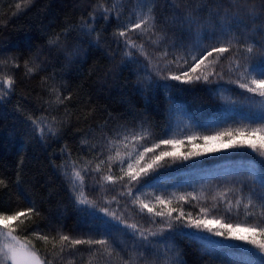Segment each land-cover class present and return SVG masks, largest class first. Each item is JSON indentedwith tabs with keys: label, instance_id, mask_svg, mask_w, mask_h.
<instances>
[{
	"label": "trees",
	"instance_id": "trees-1",
	"mask_svg": "<svg viewBox=\"0 0 264 264\" xmlns=\"http://www.w3.org/2000/svg\"><path fill=\"white\" fill-rule=\"evenodd\" d=\"M151 6L156 27L140 38L139 30L129 31L138 46L144 45V54L131 49L133 59H129L124 55V38L114 33L138 20L139 0H0V83L9 77L14 80L11 90L0 88V179L4 181L0 212L11 214L29 206L39 211L38 217L24 224L11 221L9 225L48 264H264V252L254 245L186 226L189 218L264 226V156L259 152L225 148L227 136H221L216 147L184 142L179 154H199L186 160L165 157L162 166L139 183H129L120 163L128 160L137 143L132 140L135 133L146 137L138 146L149 147L169 138V132L182 137L179 127L174 128L177 112L184 113V133L217 135L260 126L264 97L233 83L238 73L229 68L264 49V0H154ZM89 28L95 31L88 34ZM222 33L240 37L245 46L253 43L254 52L237 51L234 46L217 64L190 73L212 72L207 82L164 78L190 67L179 68L177 57L190 60L188 53L198 42L208 45L224 38ZM161 36L163 41L152 43ZM26 64L34 71L28 73ZM40 118L42 125L55 129V135L45 128L41 138L32 124V119ZM162 150L172 148L162 145L156 154ZM246 163L257 166L254 174L238 169L213 174L192 189L181 187L186 200L175 198L167 207L154 208L163 211V217L141 209L144 191L167 195L158 186L178 180L183 172ZM123 167L127 170V163ZM74 171L81 172L83 185L79 180L73 185ZM109 175L115 182L106 179ZM81 188L96 208L77 203ZM173 208L170 218L168 211ZM181 209L184 216L176 220ZM128 224H136L138 230L134 233ZM34 232L54 237L55 249L51 240H38ZM61 233L73 239H107L110 252L87 244H67L61 252Z\"/></svg>",
	"mask_w": 264,
	"mask_h": 264
},
{
	"label": "snow or ice",
	"instance_id": "snow-or-ice-1",
	"mask_svg": "<svg viewBox=\"0 0 264 264\" xmlns=\"http://www.w3.org/2000/svg\"><path fill=\"white\" fill-rule=\"evenodd\" d=\"M142 10L137 13L138 20L135 23H131L128 26H124L118 33H114V36L117 38H124L125 43V52L124 55L129 59H133V52L131 49H137L141 54H144V45H137L131 37L128 36L129 31H137L139 30L138 37L146 36L149 33H152L156 27V21L153 16L154 9L151 6L154 3V0H139ZM147 5V11H143V6ZM105 11H108L107 9ZM251 11V10H250ZM255 15V12H252ZM87 27V25H84ZM92 31H95L94 28L88 29V34H91ZM221 37H217L213 43L208 45H202L199 42L194 46V51H189L188 56L190 60L186 57H177L176 63L179 68H184L186 65H190L188 70L182 71L179 75L171 74L165 79H171L176 81H181L183 83H191L193 80H201L203 79L205 82L209 80V76L213 75L212 72L201 73L199 75H190V73L195 74L197 70L202 66L207 65H215L217 64L224 56L225 53H228L234 46L237 47V51L239 48H245L246 52L252 54L254 52V44L241 43V38L235 35H228L227 33H222ZM164 37L161 36L157 40L152 41V43H160L163 41ZM52 43H58L57 41H52ZM219 45V46H217ZM215 54V55H214ZM168 55L167 52L162 54V58H166ZM211 58V59H210ZM180 60H183V63H179ZM139 62V61H135ZM172 61H167V64L170 65ZM256 65H260V67H256ZM28 73L34 71L33 67H28L26 64ZM157 72L159 73L161 69L157 68ZM165 70H167V65ZM236 71L238 73V79L232 81L239 85L241 89H245L249 93H253L260 97H264V49H259L256 56H246L244 61L241 63L239 60L235 63L234 67H230L229 71ZM219 75V73H217ZM222 78V77H221ZM14 85V80L12 78H5L2 83H0V88L7 87L11 90ZM2 99V96H0ZM59 99V97H57ZM67 99V97L65 98ZM61 103L63 101H60ZM31 119V117L29 118ZM40 119H32V124L35 125L39 131L41 138L45 136V128L47 129V133L55 135V129L49 125H42ZM259 119L261 121L260 126L256 128H245L238 129L235 131V134L232 132L227 133H218L215 136H204L203 139L207 143L210 140H218L221 136L229 137L228 143L223 144V147H248L251 148L254 152H259L261 156H264V101L260 102V116ZM239 137V139L233 138ZM195 137L189 136L187 139L191 142ZM146 137L135 133L132 135V140L137 142L133 144V150L129 152L128 160L125 161L123 159L120 160L121 163V171L128 177L129 183L135 181L139 183L143 177L148 176L151 172H154L157 168L161 167V162L165 159V157H172L174 159L178 157H182L183 159H188L192 155H198L199 153H188L187 155L179 154L177 149L179 145L183 143V141L171 139V138H160L158 141L153 142L151 147L146 144H139L138 142L141 140H145ZM128 137H124V147H128ZM119 141H117V151L116 156L120 157ZM171 146V151L162 150L159 151V154H156V150L160 149L161 146ZM139 147H143V151H139ZM208 151H215L214 148L207 149ZM151 153V158L147 163H144L142 166L141 161L145 160L147 154ZM135 155V163H132V157ZM112 157H109L111 160ZM103 163V161H101ZM127 163V170L124 169L123 165ZM138 166V167H137ZM97 171H99V165H97ZM108 181L115 182L114 178L109 175L106 177ZM124 176L119 177V180H123ZM79 180L81 185H83L84 177L81 175L80 171H74L72 176V183L75 185L76 181ZM4 181L0 179V185H3ZM127 187V185H126ZM129 195H132L131 189H129ZM191 195V194H188ZM156 201L159 205H163L167 207L171 201L165 200L164 198L157 196ZM179 200H186L185 196H180ZM195 199V197H193ZM77 203L81 205H88L89 208H96L97 205L94 201H90L87 199V196L81 188L79 195L76 197ZM237 206L241 204V200H236ZM251 201L244 204V208L248 209ZM229 210H231V201H228ZM264 207V205H262ZM141 209H147L148 213H154L156 216H164L163 211H154V206H150L147 203H141ZM100 211L104 212L105 215H111L113 219H119L116 217L114 213H110L107 208H100ZM176 211V209H169L168 216L172 217V212ZM40 215L39 211L34 206H29L24 210L15 211L11 214H5L0 212V226H2L3 230H0V264H48L45 260L41 259L37 251L33 246L30 245V242H21L18 237L14 234L15 228L9 225V221H17L20 224H24L25 220H31L33 217H38ZM184 216L182 209L180 210V215L175 217L176 220H181ZM190 216V214H189ZM220 224L218 220H208V219H199V220H191L189 218L188 225L193 228L212 232L215 236L225 237L226 239H234L245 241L248 244L254 245L260 249L261 252H264V240H258L257 237H264V226L259 224L253 226H244L237 224L233 226L232 224H222L220 228L222 230L213 231L212 225ZM126 227L133 230L135 233L138 230V226L136 224H128ZM168 227L171 228L172 224L168 223ZM227 233V235H226ZM241 233H246L242 235ZM156 233H149V235H155ZM33 235L36 236L38 240L49 242L51 240L53 244V248L56 247V240L54 237H50L49 235H45L41 232H34ZM140 235L146 240L147 237L144 236V233L141 231ZM59 244L61 245L60 251L63 252L64 247L67 244L72 245L73 247L77 245L87 244L89 246L92 245H100L104 246L106 250L110 252V249L107 248L109 245V241L107 239H73L68 235L60 234L59 235ZM134 264V262H133ZM165 264H168L166 261Z\"/></svg>",
	"mask_w": 264,
	"mask_h": 264
},
{
	"label": "rangeland",
	"instance_id": "rangeland-1",
	"mask_svg": "<svg viewBox=\"0 0 264 264\" xmlns=\"http://www.w3.org/2000/svg\"><path fill=\"white\" fill-rule=\"evenodd\" d=\"M177 113H179V115H177L174 118L175 119L174 128H176L178 126L179 131L181 133H183V135H182V137H178L179 133H177V135H174L173 132H169V134H170L169 138L183 141V143L181 145H179L177 150H179L184 145V142H187L188 144H192V145H198V146H204V145L207 147L220 146V144H221L220 139L210 140L207 143L203 139L204 136H215L216 134L207 135L205 133L201 134V133H198L196 131H188V133H184L183 126H181L182 122L185 121V119H183L184 113H182V112H177ZM256 127H258V126H255L253 128H256ZM245 128H247V127H243V129H245ZM235 131L236 130L229 131V132H232L233 134H235ZM189 136H192L195 138L190 142L187 139V137H189ZM131 162L132 163L135 162V155H133ZM238 169H243V170L247 171L248 173L254 174L256 172V169H258V168L253 163H246V165H243V164H238V165L219 164V165H214L212 167H209L206 170L203 169V170H197V171L193 170V171L183 172L178 177V180H176V181L171 180L170 183H162V185L158 186V189H161L163 187L162 189L167 190L169 192L167 195H164L162 193H153L151 191L146 190L143 192V196L141 197V201L143 203L149 204L150 206H154V208L155 207L159 208V207H161V205H159L155 199L157 196H160V197L164 198L165 200H170L171 202H173V200L175 198H179L180 196H182V194L180 193L182 190L181 187H185L186 189H192L196 184L203 182L205 179H207L209 176H211L213 174H222V173L227 172V171H235ZM208 220H211V219H208ZM10 222L11 221H9L8 223H10ZM220 225H222V223L213 224L212 227H215V230H218V229L223 230L220 228ZM241 227H244V226H241ZM0 230H3L2 226H0ZM241 234L245 235L246 233H241Z\"/></svg>",
	"mask_w": 264,
	"mask_h": 264
}]
</instances>
